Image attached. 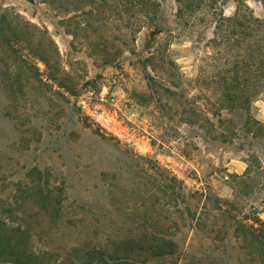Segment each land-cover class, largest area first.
<instances>
[{
	"label": "rangeland",
	"instance_id": "rangeland-1",
	"mask_svg": "<svg viewBox=\"0 0 264 264\" xmlns=\"http://www.w3.org/2000/svg\"><path fill=\"white\" fill-rule=\"evenodd\" d=\"M154 1L0 0V235L42 264L161 233L176 253L139 264H260L236 226L264 221V72H214L209 11Z\"/></svg>",
	"mask_w": 264,
	"mask_h": 264
},
{
	"label": "trees",
	"instance_id": "trees-1",
	"mask_svg": "<svg viewBox=\"0 0 264 264\" xmlns=\"http://www.w3.org/2000/svg\"><path fill=\"white\" fill-rule=\"evenodd\" d=\"M47 1L53 5H58V0ZM130 1V4H134L133 10L141 14L140 16L146 17L147 20L152 17L156 7H158L154 0ZM258 1L264 6V0ZM176 2L178 4L177 16L181 20L189 19L198 10L209 11V15L214 19L215 32L211 44L214 50L218 51L217 57L214 58L216 63L214 72L220 71V69V72H241L244 69L246 72H252L251 68L255 66L260 68L257 72H264V18L254 16L249 7L242 4L232 17H226L216 5H209L208 0H176ZM59 7L67 10L68 4L63 2ZM135 20L140 25L141 18L137 19L136 17ZM7 42L11 44L10 40ZM223 60L225 61L223 65L228 66L227 69L220 66V62ZM250 63H253L254 66H251ZM230 64L233 65L232 70H229ZM230 79L226 77L225 81L232 82L233 79ZM95 132L101 137L107 138L101 134L100 130L97 129ZM40 194H43L41 190L37 196ZM49 194L50 192L40 196L44 206L49 203ZM19 231L21 232V230ZM236 234L243 239L249 254L253 257L257 254V260L260 264H264V221L256 219L253 220L252 224L238 222ZM27 240L29 243V238ZM25 244L24 233L11 235L7 234L6 231L3 232V235H0V264H42L40 258L30 252ZM119 244L122 248L113 253L102 252L99 254L96 250L89 251L88 264H94L96 259L101 260L103 264H139L136 260L139 250L146 254L149 259L165 258L176 253L175 242L162 233L147 234L138 239L119 242ZM120 250L124 251L125 255L120 254Z\"/></svg>",
	"mask_w": 264,
	"mask_h": 264
}]
</instances>
